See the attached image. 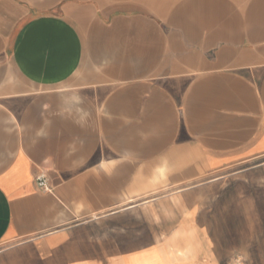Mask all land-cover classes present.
Instances as JSON below:
<instances>
[{"label": "crops", "instance_id": "0c3cea01", "mask_svg": "<svg viewBox=\"0 0 264 264\" xmlns=\"http://www.w3.org/2000/svg\"><path fill=\"white\" fill-rule=\"evenodd\" d=\"M235 253L264 264V0H0V264Z\"/></svg>", "mask_w": 264, "mask_h": 264}, {"label": "rangeland", "instance_id": "374dc122", "mask_svg": "<svg viewBox=\"0 0 264 264\" xmlns=\"http://www.w3.org/2000/svg\"><path fill=\"white\" fill-rule=\"evenodd\" d=\"M240 180V176L237 175L236 171H230L227 172L223 179L219 182H217L215 185H211V186H206L204 187V190L200 193L203 194L205 196H229V195H238V188H237V183ZM243 180V177H242ZM213 207L215 206V204H205L203 205V207ZM146 208H144L143 210L146 212H154L157 211V204H150L145 206ZM156 222H158L157 220H153ZM139 224H142L143 227V223L141 221H138ZM243 261V257H238V255L235 253L234 255H232L231 259L229 260V264H241Z\"/></svg>", "mask_w": 264, "mask_h": 264}, {"label": "built area", "instance_id": "2783aa9c", "mask_svg": "<svg viewBox=\"0 0 264 264\" xmlns=\"http://www.w3.org/2000/svg\"><path fill=\"white\" fill-rule=\"evenodd\" d=\"M36 182H37V186H38L39 190H41L43 192H50L51 191L50 187L47 185L46 178L43 174H40L37 177Z\"/></svg>", "mask_w": 264, "mask_h": 264}]
</instances>
